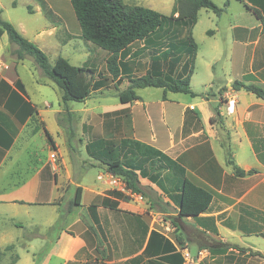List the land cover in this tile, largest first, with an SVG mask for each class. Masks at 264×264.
<instances>
[{"label":"crops","instance_id":"1","mask_svg":"<svg viewBox=\"0 0 264 264\" xmlns=\"http://www.w3.org/2000/svg\"><path fill=\"white\" fill-rule=\"evenodd\" d=\"M226 1L219 15L212 11L217 24L205 30L211 39L209 53L202 54L195 42L189 77L194 95L147 86L134 89L135 100L119 99L127 75L149 70L176 75L182 69L185 28L177 39L158 29L119 53V82L107 81L92 90L79 110L68 109L66 102L68 111L76 114V134H87L88 143L111 140L126 162L142 170L141 198L108 195L95 186H110L86 183L83 171L75 179L70 176V125L63 103L54 107L43 100L38 106L33 93H41L39 86L49 85V79L37 80L29 90L19 72L23 59L13 53L16 44L6 33L0 35V260L7 255L8 264H203L209 249L215 251L210 260L214 264L264 260V251L251 239L264 238V98L232 87L242 81L264 89V0L215 4L224 7ZM233 7L240 13L227 18ZM202 9L209 14L210 9L200 8L196 23ZM0 10L1 18L46 55L52 52L73 65L96 69L95 78L107 74L108 53L82 37L70 0H0ZM111 90L110 101L103 97L88 103L92 93ZM227 157L246 173L236 175ZM155 167L159 176L153 174ZM250 169L254 171L248 173ZM182 177L211 194L209 206L198 215L178 214ZM77 186L79 205L100 204L88 211L86 224L67 217L52 231L63 196L73 189L74 198ZM104 197L117 200V208L103 206ZM17 247L20 250L13 252Z\"/></svg>","mask_w":264,"mask_h":264},{"label":"trees","instance_id":"2","mask_svg":"<svg viewBox=\"0 0 264 264\" xmlns=\"http://www.w3.org/2000/svg\"><path fill=\"white\" fill-rule=\"evenodd\" d=\"M70 2L79 23L82 37L108 53L105 59L106 75L100 72L96 74L98 78H95L96 69L73 65L62 56H57L54 62L50 63L48 56L41 48L22 36L10 22L1 18L0 15V35L6 33L9 41L16 44L17 48L13 52L15 57L23 59L25 55L32 56L43 75L54 82L62 91L61 101L66 111L64 119L70 125V136L73 135L71 127L72 113L68 111L66 102L69 100H85L92 90L101 88L106 85L107 81L117 80L119 82L123 78L119 53L132 42L145 39L171 21L179 22L186 30V37L182 43L185 56L182 69L176 75L173 72L170 73L172 75H166L163 72L152 73L150 70L140 76L127 75L128 85L124 90L118 92V97L123 102L135 100L138 96L135 94L134 89L147 86L161 87L172 92L194 95L189 86V77L193 70L197 45L191 35V29L196 23L198 10L208 8L219 15L228 4L226 1L224 7H218L213 0H175L170 15H165L149 7L128 5L124 3V0H70ZM253 12L259 17L257 11L253 10ZM167 55H169L168 52L165 57ZM232 87L235 89L243 88L258 97L264 98V89L258 85L234 81ZM60 121L61 118L57 115L59 124ZM45 134L48 141L52 142L46 129ZM86 148L92 153L93 158L107 166L108 171L121 176L128 189L141 195L144 193L139 184V174L142 173V170L132 164L124 163L119 157L113 158V152L117 148L115 145L109 147L108 141L97 139L88 143ZM226 154L228 156V149ZM226 162L232 166L236 175L242 176L246 173L239 169L229 157L226 158ZM138 169L139 172L136 171ZM253 171L254 169H250L248 173ZM80 194L81 187L77 186L74 198L69 203L68 212L71 211L73 206L79 205ZM176 200L179 215L194 216L209 206L211 194L182 177L179 181V194ZM114 202L108 197L101 200V204L109 208H116ZM57 224L58 221L52 226V229L58 228ZM227 246H229V243H224V247ZM239 250L243 251V248ZM251 254L261 256L258 252H252Z\"/></svg>","mask_w":264,"mask_h":264},{"label":"rangeland","instance_id":"3","mask_svg":"<svg viewBox=\"0 0 264 264\" xmlns=\"http://www.w3.org/2000/svg\"><path fill=\"white\" fill-rule=\"evenodd\" d=\"M221 0H215L214 3L219 4ZM124 3L128 4V5H141V6H145V7H149L153 10H156L162 14L165 15H170L171 13V8L173 6L174 0H124ZM237 6V4H235ZM239 7V6H238ZM23 11V9H22ZM205 9H202L199 17H198V22L195 24L194 29H193V38L195 39L194 41L199 45V51L203 53H209L210 51V47L208 46V41H210L211 39L208 38L205 35V30L209 27H214L217 24L216 21V16L215 14L210 11L207 10L209 14H205ZM240 13L239 11L234 10V7L231 8L229 14H227L228 17H233L234 19H236L237 14ZM35 18H37L36 15H34ZM161 33H165L166 36L171 35L173 38H178L180 36V34H182L184 32V28H181L180 30V24L179 22H175V21H171L168 22L167 24H165V26H163L160 29ZM98 47V46H97ZM99 49H101L99 47ZM104 51V50H103ZM54 53H50L48 54V59L50 63L54 62ZM79 57L81 58V55H79ZM14 58V55H13ZM97 60H100V57H98ZM77 62V61H75ZM103 62V61H102ZM78 64V63H76ZM19 72L21 74V77L23 79V81L26 83V85L28 86L29 90H32L33 86L35 87V82L37 80L39 81H44V79H46V77L42 74L41 69L39 68V66L35 63L34 59L32 56L30 55H25V57L23 58V63L22 65L19 66ZM43 79V80H42ZM17 86L21 89V83L19 81H17ZM41 89V93L38 92H34L33 94H36V100L38 103V106H42L40 102H42L43 100L48 101L50 104H52V106L57 107L58 106V102H60L62 104L61 99H59V96L61 94V90L58 88V86L56 84H54L51 80H49V85L47 86H39ZM123 88V84L119 87V89ZM112 93L113 90L107 92L106 95H100L98 93H92L91 94V98L88 100V103H90V105L94 102V101H98L100 100V98L105 97L107 100H111L112 97ZM89 98V97H88ZM109 100V101H110ZM68 103V109H72V110H79L80 108L83 107L84 103L81 101H73L70 100L67 102ZM76 114H72L73 117V121H72V129L74 134L72 136L69 135V130H67V134H68V145L70 146L68 148V152H67V161L68 164L71 167V173L70 176L73 177L75 179V176H77V174L79 172L83 171L82 174V178H84V181L86 183H95L98 182V180L96 179V175L100 172L103 171H108L107 166L103 163H101L99 160L93 158L91 155L92 153L90 151L87 150L86 147L84 146V143H88L87 142V134H83L81 131H79V135L75 133V130H77V119L75 117ZM64 117H66L65 114H63ZM70 136V139H69ZM95 140V139H93ZM108 141V146L109 147H113L114 143H111V140H106ZM118 142V141H117ZM118 143H116L117 145ZM118 147V145H117ZM105 154V152H103ZM102 153V154H103ZM123 151L119 150V148L113 152V158L119 157L124 163H131V162H126V156H123ZM127 156H131V155H127ZM146 171H150V167L149 165L146 163ZM157 167V166H156ZM154 168L153 174L156 176H159L161 174V172H158V168ZM74 173V174H73ZM99 183V182H98ZM98 190H101L104 193H107L108 195H111L113 197H117L119 199H128L130 198L129 194H126L122 191H119L118 189L115 188H107L104 189V187L101 186H95ZM67 190V189H66ZM73 198V189L71 192L67 191L65 193V195L62 198V203H61V207L59 208L60 211V218L57 220L58 221V227H61L62 225H64L66 223L67 217H69L70 219L72 218V220H76L77 218L80 219L81 224L83 223H87V213L88 211H93L95 210L96 206L98 204H100L99 201H85V203L83 205H79V206H73L72 207V211L70 213H67V206H68V202L69 200H71ZM114 200V199H112ZM115 202L113 204L116 205L117 208V200H114ZM172 208V206H168V209ZM57 223V222H56ZM57 230V228L52 229V231ZM24 236V233H23ZM252 244L253 246L261 251H264V238H262L261 236H255L253 235L251 238ZM235 242H239V241H235ZM20 248L17 247L13 252L15 251H19ZM9 252H6V254ZM215 254V251H212L209 249V253L206 255L205 257V261H207L206 263L203 264H214V263H210V260L213 258V255ZM229 256V255H228ZM227 256V257H228ZM3 258L0 260V264H8L7 261L10 260L9 256H2ZM21 264V263H19ZM255 264H264V260L262 259H256Z\"/></svg>","mask_w":264,"mask_h":264},{"label":"built area","instance_id":"4","mask_svg":"<svg viewBox=\"0 0 264 264\" xmlns=\"http://www.w3.org/2000/svg\"><path fill=\"white\" fill-rule=\"evenodd\" d=\"M96 179L99 182L110 186L111 188L118 189L119 191H122L129 195L134 194L135 196H138V198H141V196L138 193L132 192L130 189L126 187L125 181L121 176L116 175L110 171L105 170L103 172L98 173Z\"/></svg>","mask_w":264,"mask_h":264}]
</instances>
